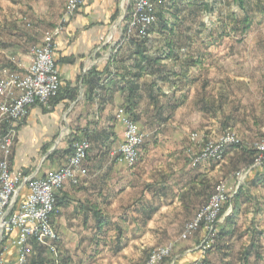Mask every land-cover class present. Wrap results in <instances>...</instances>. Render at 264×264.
<instances>
[{
    "label": "crops",
    "instance_id": "0c3cea01",
    "mask_svg": "<svg viewBox=\"0 0 264 264\" xmlns=\"http://www.w3.org/2000/svg\"><path fill=\"white\" fill-rule=\"evenodd\" d=\"M222 1L169 0L151 27L150 42L159 45L154 52H143L138 47L144 40L126 32L129 0H88L67 18L54 51L60 96L50 110L31 107L17 125L10 170L43 178L64 166L69 140L85 138L90 143L87 174L56 192L51 223L60 238L52 244L32 241L26 264H138V252L158 245L159 237H178L220 182L233 196L205 264H264V162L254 164L249 146L229 147L222 160L195 162L202 145L190 142L192 114L202 116L201 124L207 115L194 105L200 102L198 79L206 54L191 57L178 50L175 34L184 24L183 8L213 12ZM66 3L6 0L13 13L6 27L12 42L0 43V79L24 73L30 47L56 24ZM20 24L23 33L12 30ZM6 52L13 56L9 61H3ZM120 109L148 134L134 167L119 153L124 140V126L116 118ZM26 193L22 190L19 202ZM17 236L13 231L0 243L10 264L17 263ZM202 237L199 231L177 241L163 264H192L201 256Z\"/></svg>",
    "mask_w": 264,
    "mask_h": 264
},
{
    "label": "built area",
    "instance_id": "2783aa9c",
    "mask_svg": "<svg viewBox=\"0 0 264 264\" xmlns=\"http://www.w3.org/2000/svg\"><path fill=\"white\" fill-rule=\"evenodd\" d=\"M87 1L67 0L65 15L61 21L45 31L40 43L30 47L31 61L24 73H11L0 79V243L13 231L18 232L14 242L18 250L16 264H26L32 253V241L52 244L59 240V234L51 223L56 206V192L67 182L77 184L87 174L85 162L90 143L85 138L73 142V150L64 166L48 172L43 178L28 177L21 173L14 175L10 170L17 125L33 106L50 109V101L60 90L61 78L54 59L56 39L64 30L67 18L73 16ZM168 1L129 0L131 9L125 13L127 34H134L142 40L149 38L151 27L157 21L158 9ZM116 118L124 126V140L119 147L121 160L129 167H134L148 134L123 109L117 112ZM239 142L235 135L227 132L217 142L208 143L195 162L222 160L226 150ZM254 150V164L260 165L264 162V139L254 144ZM24 189L27 193L19 202ZM232 196L225 182L217 184L208 201L185 224L180 235L181 240H188L198 230H204L197 247L201 256L192 264H205V254L217 244L222 209ZM228 207L230 208V204ZM174 245L170 243L154 249L144 264H160L173 253ZM50 249L54 251L55 247L51 246ZM0 264H10L3 258L2 253Z\"/></svg>",
    "mask_w": 264,
    "mask_h": 264
},
{
    "label": "rangeland",
    "instance_id": "374dc122",
    "mask_svg": "<svg viewBox=\"0 0 264 264\" xmlns=\"http://www.w3.org/2000/svg\"><path fill=\"white\" fill-rule=\"evenodd\" d=\"M211 1L218 3L220 0ZM244 7L242 10L235 0H223L213 12L198 9L194 11L192 7L181 10L183 13L180 16L184 24L175 34L179 36V43L176 44L178 50L182 49V52L191 54V57L199 53L206 54V59L201 64L202 75L199 76L200 79L196 78L199 80L200 102L196 101L194 105L197 107L200 104L203 109L201 111L207 110V115L201 124L198 122L202 116L199 117L197 111L194 112L191 122L193 128L190 129V133H193L190 142L202 145L200 154L208 143L217 142L227 132L240 140L235 146H249L253 150L254 144L264 139V0H245ZM64 9L55 25L64 17ZM12 16L6 0H0L2 44L12 42V38L8 36L9 29L6 28L7 25L11 26ZM246 16L249 18L248 26L243 21ZM174 17L175 15H171L167 19L172 21ZM15 29L21 33L25 31L21 24L12 28ZM149 38L143 41L147 42L144 44L147 51H159V45L153 39L150 42ZM6 53L9 58H4L3 61H9L13 57ZM59 96L60 90L50 101L51 108ZM62 135L67 138V129ZM229 204L230 202L225 207ZM199 231L204 235L203 229L197 232ZM182 232L183 230L176 237L178 240L172 236L159 237L158 245L148 246L138 252V264H144L149 254L158 247L174 243L175 249L177 241H185L180 239ZM172 256L173 253L160 264Z\"/></svg>",
    "mask_w": 264,
    "mask_h": 264
},
{
    "label": "trees",
    "instance_id": "16d2710c",
    "mask_svg": "<svg viewBox=\"0 0 264 264\" xmlns=\"http://www.w3.org/2000/svg\"><path fill=\"white\" fill-rule=\"evenodd\" d=\"M236 1V4H238V6L242 9V10H244V3H245V0H235ZM245 23H246V26H248L249 25V18H247V16L246 17H244V20H243ZM141 45H139V47L138 48H140V47H142L141 49H142V51L143 52H146V48L144 47V43H143V41H142V43H140ZM132 94V93H131ZM129 101V100H128ZM133 118V117H132ZM134 119V118H133ZM135 120V119H134ZM70 141V147H69V149L67 150V152H72V145H73V142L75 141H72V140H69ZM71 154V153H70ZM254 157H255V151H254ZM224 208H225V206H224ZM224 208L222 209V213H223V210H224Z\"/></svg>",
    "mask_w": 264,
    "mask_h": 264
}]
</instances>
